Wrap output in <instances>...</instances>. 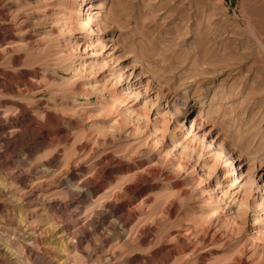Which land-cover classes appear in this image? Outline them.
Wrapping results in <instances>:
<instances>
[{"label": "rangeland", "instance_id": "obj_1", "mask_svg": "<svg viewBox=\"0 0 264 264\" xmlns=\"http://www.w3.org/2000/svg\"><path fill=\"white\" fill-rule=\"evenodd\" d=\"M88 1L98 7L91 15L98 9L111 13L103 34L99 29L98 34L91 35L86 16L90 10L85 5ZM1 9L14 27L11 33L4 31L0 41V73L13 76L10 86L0 87V135L14 139L6 151V184L14 183L12 170L24 171L42 181L37 188L49 195L62 185L46 184L51 170L42 172L44 169L65 170L77 161L92 168L110 154L144 162L139 173L123 171L116 175L114 185L119 196H111L114 204H125L135 211L129 232L122 231V242L100 236L98 224L80 229L87 216L112 200L109 196L86 203L81 212L85 214L77 215L79 221L74 216L62 218L61 224L82 238V260L77 263L264 264V247L256 246L264 244V201L258 200L260 196L264 199V0H0ZM153 22L159 25L153 27ZM132 58L139 60L136 65L140 60L146 64L143 73L137 75V67L130 69ZM152 74L163 77L153 82ZM198 83L203 119L209 124L196 120V126L191 127L194 112L190 117L181 116L177 123L170 114V97L165 89L180 94L185 89L193 91ZM18 102L54 135L50 145L41 144L46 134L42 128L23 125L20 135L10 136L23 118L15 104ZM126 108L148 114V124L129 137H113V118H132ZM157 108L165 113V136L160 140L165 144L160 150L164 155L171 147L169 136L173 131L188 151L193 145L204 152L198 161L194 157L198 163L193 167L180 153L175 167L157 163L162 170L173 167L177 171L174 178L178 187L150 176L151 163L159 155L154 147H148L158 142L151 130ZM219 135L235 156L230 168L227 155L218 156L216 151ZM209 139L213 142L208 146ZM25 148H33V152L24 161L21 157ZM139 150H147V154L140 156ZM201 157H210L206 159V175L201 170ZM216 162L222 169L219 173L224 172L218 178L219 188L215 186L219 167L213 169ZM250 162H254V168L247 167ZM226 169L235 180L231 181L233 177ZM138 183L139 190H126ZM9 186L10 191H18L15 183ZM245 188L249 189V208L241 202ZM12 204L2 203L0 224L12 227L18 223L19 228L17 206ZM235 211L241 214L238 219ZM32 212L28 230L34 229L35 234L30 237L39 241L41 251L51 253L54 260H63L65 256L55 244L60 230L48 225L55 221V213ZM20 238L26 235H15L11 240ZM111 251L114 256L108 261L104 257ZM7 258L0 254V264H11ZM42 260L39 257L35 261L41 264Z\"/></svg>", "mask_w": 264, "mask_h": 264}, {"label": "bare ground", "instance_id": "obj_2", "mask_svg": "<svg viewBox=\"0 0 264 264\" xmlns=\"http://www.w3.org/2000/svg\"><path fill=\"white\" fill-rule=\"evenodd\" d=\"M85 5H87L86 10H88V9L90 10V12L86 16H87L88 24L90 26L89 29L91 31V35L98 34L99 29L103 30L101 34L105 33L107 30V22H108L107 19H109L110 15H111L110 11L108 10L107 12H102V9H98L97 11L94 12V14L91 15V11L93 10V8H98V7L92 1H88L87 3H85ZM100 8H102V7H100ZM93 21H95L97 25L96 24L93 25L92 24ZM140 23H141V26L145 25L142 22H140ZM152 25H153V27H155V26H158L159 23L153 22ZM116 26H118V25H116ZM13 28L14 27L11 23V20L8 16L7 12H5L4 10L1 9L0 10V41H2L4 38L3 32L6 31L8 33H11ZM157 31L162 32V30L160 28H157ZM117 40H118V38H117ZM117 40L115 39V41H117ZM116 43H118V42H115V44ZM143 43L145 44V42H143ZM115 44H113V45H115ZM160 52H162V51H160ZM134 58H135V56H134ZM134 58H132V63H131L130 69L137 67L138 72L136 74L139 75V74L143 73V70L146 68L145 67L146 64L145 65L141 64L142 60H140V65H136L137 64L136 61H139V60L137 58L136 59H134ZM138 58H140V57H138ZM119 60L121 61L123 59L119 58ZM125 66H126V64H125ZM130 73H132V72H130ZM151 77H152L151 80L153 82H156V79L159 81L160 79H162L163 76L157 77L155 74H152ZM12 79H13V76H11L7 73L1 72L0 73V87L6 88V87L10 86L9 83ZM200 85L201 84L198 83L195 86V89L193 91L185 89L180 94L174 93V92L171 93V92H169L168 88L165 87L166 88L165 90L168 91V92H166L168 95V98L170 97V114L175 117L177 123L180 122L181 116H184V117L189 116L190 117L191 113L194 112L195 117L192 118L190 121L191 127L194 125L196 126V124L198 123V122L196 123V120L202 124L203 123L209 124L207 122L208 120L203 119V115H202L203 101L201 99H199V96H197V91L199 93L200 92L199 90L201 89ZM122 91H123V89H119V92H122ZM119 92L116 91V94L118 95ZM127 94H129V93H127ZM15 104H16V107L18 108V111L20 112V115L23 118L18 123L17 128L13 129L14 130L13 134H10V132H9L10 136L15 137V136L20 135V132H21V130H23L25 125L34 127V130L35 129L41 130V128L44 127L36 117L32 116L31 114H28V108L26 106H24L22 103H19V102L15 103ZM126 110H129L131 112L132 118L126 117L125 120H122L119 117L113 118V120L111 121V124H110V128L113 130V132H112L113 137L115 135L118 137H120V136H122V137L128 136L129 137L130 135H134V133H137L136 132L137 130H142V128H145V126L148 124V118H149L148 114H145L141 111H134L133 109H130V108H126ZM0 114H1V110H0ZM122 114H124V113L122 112ZM164 114L160 113V110H158V108L155 109V114L153 117L154 123H153L151 130L153 131V133H156V136H157L156 140L158 142H157V145L156 144H152V145L147 144V145H148V147H151V146L154 147L153 149L157 150L158 151L157 154L159 153V155H158V157L156 156L154 163L153 164L151 163L152 169L150 170V173H151L150 176L151 177L154 176V177H157L159 179H162L167 184H171L172 187H178L177 186L178 181H176V179L174 178V174L177 171L175 172V170L173 169V167H175L173 165L176 164L175 161L178 158V157L176 158L177 153L178 154L180 153L182 155L184 154V156L186 158H188L189 161H191L190 165L193 167L198 163L197 161L199 160V157L201 155H204V152H202L200 149L196 148L193 145H191L192 150L188 151L186 144L179 143V139H178L179 137L177 138L175 135L176 133L173 131L174 134H171L169 136V138H170L169 146H171V147L169 148L168 152L165 151V153H167V154L164 155V153H162L160 151L163 148H165V144L160 142V140H162V138H164V136H165V132H164V130H165L164 129V127H165L164 120L165 119L162 116ZM206 114H204V115H206ZM0 117H1V115H0ZM167 118H169V117H167ZM172 119H174V118H172ZM1 120H2V118L0 119V121ZM24 122H27V124H24ZM130 122L133 123V126L127 125V123H130ZM166 124H168V123H166ZM202 124H200V125H202ZM23 125H24V127H23ZM213 126H215V125H213ZM166 127H167V125H166ZM0 128H1V123H0ZM210 129H211V126H210ZM43 131L46 134L43 137V139L41 140V144L48 146L54 141L55 137L48 128H46V129L44 128ZM38 132H40V131H38ZM205 134H206V132L201 133L202 138H204ZM2 136H3V133H2ZM2 136L0 135V220L3 219L2 217H3V209L4 208L2 206V203L13 202V204L15 203L17 206V208H15L16 212L14 211V209L12 207L11 208L13 209V213L14 212L16 213V217H17L16 219L20 223L19 228L17 227L18 226L17 222H16L17 226H12V227L11 226L10 227H3V225L0 224V230L2 229L1 230L2 233L0 232V254H2V255L5 254L6 256H8L7 260L11 264H38V263H36L35 260H37V258H39V257H42V259H43L41 261L42 263L39 262L41 264H55V260H56V264H81V263H77V261L80 262V260H82L80 257L81 256L80 245H81V239L82 238H79L78 236H76V234H74L73 230H70V228L68 226L63 225V223L61 224V222H63L62 221L63 217H70V218L72 217L73 218V216L75 217V220L79 221L80 217L77 215L79 213L83 214L81 212H82L85 204L88 202L90 204L91 202L100 201V200H97L96 198L100 199V198H103L105 196H109L112 200L105 201L104 203L101 204V207L99 209H97L96 211H93L89 216L86 215L87 218L85 217L86 219L80 224V227H81L80 229L84 230L85 225L92 226L93 224H98L97 232L100 234V236L105 235L109 239L112 237V240H117V242L122 240V237H123L122 231L126 230L129 232L130 228H128V224H129L131 217H133L135 211L133 210V208L127 207L125 204H123L119 207L114 204L113 198L119 196L117 193L119 191L115 190L116 185H114V183L116 182L117 173H121V172L125 171L126 174H129V172L132 171L133 173L136 174V173H139V171H142L143 168L145 167V166L143 167L144 162L142 160L134 159L131 156H127L126 160H125V159H121V158L116 157L115 155L110 154V155H105L101 159L100 163L93 164L92 168H90V166H88L86 164L85 165L78 164L79 161H77V163L71 164V166H68L65 170H63L62 168L57 169V167H55V169H52V168L51 169H44V171H42V172H45V170H48L47 172H49V170H51L49 182H48V180H46L47 181V182L45 181L46 184L47 183L48 184L60 183L62 185L61 188L59 187V189H57V190L55 189V192L52 191L53 193H51V194L49 193V195H43V193L39 191L40 188L39 189L37 188V185L42 181L35 180L36 178L33 179L34 177L31 178L29 176L30 174L26 175V173H24V171H19V170L13 171L12 170V173L10 175H11V178L13 179L14 183L17 185L16 188L18 189V191L16 190L17 191V193H16V191H13L12 189H11L12 191H10L9 185H12L14 183H10V184L7 183L8 185L6 184V182L8 180L7 181L5 180L6 179L5 175L8 174L7 173L8 171L4 167V165H6V164L8 165L6 151L8 150L9 144L12 143L14 141V139H12V137L8 138L7 136L6 137L5 136L2 137ZM64 136H66V134ZM112 141L113 140L110 139V142H112ZM189 141H192V140H189ZM208 141H209V143H208V146H209L212 144L213 141L210 139ZM216 142H217V145L219 148L216 151L219 153V155L217 153L216 154L218 156H220L223 153H224V155H227V159L229 160V163H227V166L229 165V168H230V166L234 163L235 156L232 155L230 153V150L227 149L225 142H224V138H222L220 135L217 137ZM149 144H151V143H149ZM82 146L80 147V151H81V149H83ZM32 152H33V148H25L23 150V156L21 157L22 160L25 161V160L29 159L30 154ZM146 152H147V150H142V151L139 150V152H137V153H138V155L141 156L143 154L144 155L147 154ZM195 156H197V161L194 158ZM17 158L15 159L16 161H17ZM69 158H72V156H70ZM179 158H181V157H179ZM207 158H202V161L200 162L201 163L200 164L201 170L204 171L203 174H205V175L209 171V169L207 167V160H209L210 157L208 159ZM214 158L218 159L217 156H215ZM19 161H21V160H19ZM215 161H217V160H213V162H215ZM26 162H24V163L25 164L29 163V162L28 163H26ZM162 162L163 163L167 162L168 164H171V166H173L172 170L167 171V170L160 169L161 167L160 168L157 167V163H162ZM68 163L70 164L71 162L68 160ZM237 163L238 162H235V164H237ZM253 163L250 162V163H247L246 165L249 169L254 168L255 166ZM20 164H22V162ZM29 165H30V163H29ZM12 166L13 165H11V167ZM22 166H23V164H22ZM218 167H219V169H217L216 172L219 173L222 170L221 166H218L217 162L214 163L213 169H216ZM226 171L229 173V175L231 177H233V173H231V171L229 169H226L225 172ZM25 172H28V171H25ZM223 175H224V172L219 173L216 177L215 186H217L218 188L220 187V184H221V179H218V178H219V176H223ZM139 178H141V177L139 176ZM144 179L148 180V178H144ZM235 179L236 178L233 177V178H231V181H233ZM207 182H208V185L210 186L209 181H207ZM40 185L42 186V184H40ZM14 186H11V187H14ZM41 186H39V187H41ZM140 188L141 187L138 183V184L127 186L126 190H131L133 192L135 190H139ZM248 190H249L248 188H245L242 190L241 196L243 198V201H241V202L244 204L247 202V197H249L248 195H250L248 193L249 192ZM61 193L63 194L62 196H60ZM95 200H97V201H95ZM258 200L260 201V203H263V201H264L263 196H260L258 198ZM242 203H239L240 204L239 206H241ZM246 204L248 205L249 203H246ZM30 206H33V207L30 208ZM249 207H251L250 204L248 205V208ZM47 210H52L55 213V217H54L55 221L53 223L48 224V225L51 227L52 230H54L55 227H58L60 230V233L57 234L58 236L56 237L57 240L55 241V244L57 245L56 246L57 249L59 251H61V254H63L65 256V258L63 260L62 259H55L54 260V257H53V255H51V253L49 254L48 252L41 251L43 249L41 248V250H40L41 245L39 246V241L37 239L30 237L31 234L33 235L34 229L30 230V232L28 230L31 228V227H29L31 225H30V222L28 221L29 212L33 211L32 213L39 212V214H42V212L47 211ZM77 210H79V211H77ZM241 210H243V209L241 208ZM239 211H240V209H239ZM239 211H235V213H236L235 215L237 216V219H238V215H241ZM84 214H85V212H84ZM240 217H242V216H240ZM240 217H239V222H241ZM14 218H15V216H14ZM255 220H256V217L254 215L253 216V222H255ZM57 221H59L60 223L57 224L56 223ZM213 221H215V220H213ZM237 221L238 220H236V222ZM0 223H2V222L0 221ZM46 223H47V221H46ZM14 224H15V222H14ZM24 234L26 235V238L16 239V241L11 240L12 237L15 235H18L19 237H21V236L23 237ZM52 241H54V240H52ZM72 241H74V243ZM104 241H106V240H104ZM51 245H50V247H51ZM125 245H126V243H125ZM256 246L263 248L264 244L258 243V244H256ZM45 251H46V249H45ZM115 255H117V253ZM113 256H114V253H113V251H111L104 258H106V260L109 261V260L113 259ZM38 260H40V259H38ZM102 260H104V259H102ZM82 264H84V263H82Z\"/></svg>", "mask_w": 264, "mask_h": 264}]
</instances>
